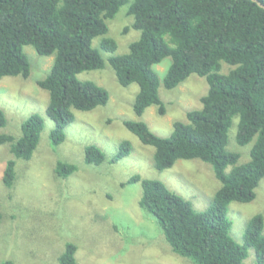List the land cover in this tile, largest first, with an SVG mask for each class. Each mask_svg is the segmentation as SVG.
Returning a JSON list of instances; mask_svg holds the SVG:
<instances>
[{"label":"trees","instance_id":"1","mask_svg":"<svg viewBox=\"0 0 264 264\" xmlns=\"http://www.w3.org/2000/svg\"><path fill=\"white\" fill-rule=\"evenodd\" d=\"M264 4V0H259ZM130 4L132 28L140 38L129 52L112 56L109 63L119 84H137L134 114L157 107L165 115L159 95L160 79L154 67L164 59L171 64L163 78L167 90L177 88L191 75L205 78L209 89L202 108L187 114L188 122H175L168 138L155 135L144 121L123 125L144 145L154 147L153 167L162 172L178 160H200L212 166L221 186L204 212L170 191L159 180L132 176L124 185L140 183L139 205L158 221L173 253L193 264H243L248 249L255 251L256 264H264V217L255 215L246 223L243 245L230 235L231 203H251L264 177V9L252 0H0V81L5 77L27 79L31 65L24 53L31 46L44 57L54 56L49 74L38 86L49 94L46 115L54 123L53 146L65 141V128L75 121V111L89 112L105 106L109 94L78 75L104 67L93 40L108 32L107 21ZM127 31V30H125ZM99 47L109 53L117 43L103 38ZM223 63L234 67L221 73ZM238 118L236 142L255 141L250 161L238 164V153L227 150L228 133ZM7 124L0 108V128ZM43 120L34 115L22 125L16 138L0 134V146L8 145L3 183L12 188L16 160L30 161L40 141ZM131 152V144L119 145L114 161ZM89 165H101L105 155L97 146L85 149ZM231 168L227 172V169ZM56 171L67 178L76 171L72 164L58 163ZM0 211V224L2 222ZM77 247L67 244L60 264H77ZM0 264H13L3 261Z\"/></svg>","mask_w":264,"mask_h":264},{"label":"rangeland","instance_id":"2","mask_svg":"<svg viewBox=\"0 0 264 264\" xmlns=\"http://www.w3.org/2000/svg\"><path fill=\"white\" fill-rule=\"evenodd\" d=\"M129 6H122L107 21L105 36L93 40L104 67L78 75L81 81L103 87L109 101L89 112L75 111V121L65 128L66 138L61 145L51 143L55 123L46 115L49 94L37 84L49 74L54 56H40L33 47L25 46L30 76L1 79L0 108L7 124L0 128V134L20 137L22 125L34 115L43 120L44 128L31 160H16V180L11 189L4 185L3 174L8 160L14 157L8 145L0 146V262L60 264L66 245L72 243L77 247V264H193L172 252L156 218L140 207L141 184H124L134 175L162 181L197 212L208 209L221 184L212 166L197 159L178 160L172 168L156 171L154 147L144 145L123 122L144 121L155 135L168 138L175 122L187 123L188 112L202 108L201 99L209 86L205 78L191 75L177 88L165 89L162 81L171 64V58H166L154 67L161 82L159 95L165 115H159L157 107H150L138 118L133 111L138 85L121 86L109 63L110 57L127 54L130 45L140 38V32L132 28L134 18L128 14ZM103 38L115 40L114 53L100 49ZM233 68L223 63L221 73L227 74ZM237 125L235 118L227 150L239 154L240 165L250 161L255 141L238 145ZM123 141L130 142L131 152L115 162ZM92 145L105 155L101 165L85 161V149ZM60 162L75 165L76 171L67 178L60 177L56 171ZM255 215L264 217V177L254 201L229 206L230 235L239 245L244 243L246 223ZM247 251L243 264H256L255 251Z\"/></svg>","mask_w":264,"mask_h":264},{"label":"water","instance_id":"3","mask_svg":"<svg viewBox=\"0 0 264 264\" xmlns=\"http://www.w3.org/2000/svg\"><path fill=\"white\" fill-rule=\"evenodd\" d=\"M254 1L255 3H257L260 7H262L264 9V4L261 3L259 0H252Z\"/></svg>","mask_w":264,"mask_h":264}]
</instances>
